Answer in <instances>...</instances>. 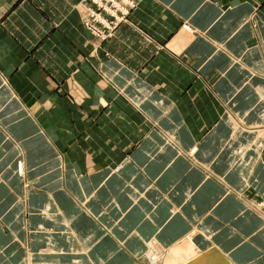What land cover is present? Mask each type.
<instances>
[{"label":"crops","instance_id":"obj_1","mask_svg":"<svg viewBox=\"0 0 264 264\" xmlns=\"http://www.w3.org/2000/svg\"><path fill=\"white\" fill-rule=\"evenodd\" d=\"M82 1L0 0V264H264V0Z\"/></svg>","mask_w":264,"mask_h":264},{"label":"rangeland","instance_id":"obj_2","mask_svg":"<svg viewBox=\"0 0 264 264\" xmlns=\"http://www.w3.org/2000/svg\"><path fill=\"white\" fill-rule=\"evenodd\" d=\"M82 2L86 6V16L84 20L85 27L92 35L98 37L101 41L109 39L121 23L128 21L130 11L132 8H134V3L131 0H127L125 3L122 0H118L117 5L114 4L116 3L114 0H83ZM95 241L96 240H94V242ZM97 245L100 247V252L104 253L102 254L103 257L108 260L113 258L114 254L112 253L114 251H112L111 248H107L108 245L105 242L99 240ZM113 247L114 246H112V248ZM192 253L190 248L186 249V247L180 246H177L171 250L164 249L162 247H152L147 253L148 258L144 259V261H146V264L203 263L199 256ZM185 254L188 256H185ZM115 260L117 261H115L114 264H118L119 259L116 258ZM207 261L208 264H221L218 263L220 262L218 256H210ZM125 264H130V261L125 262Z\"/></svg>","mask_w":264,"mask_h":264},{"label":"built area","instance_id":"obj_3","mask_svg":"<svg viewBox=\"0 0 264 264\" xmlns=\"http://www.w3.org/2000/svg\"><path fill=\"white\" fill-rule=\"evenodd\" d=\"M117 1H118V0H114V2H116V3H114L115 5L118 4ZM122 1H123L124 3L127 2V0H122ZM125 7H126V6H125Z\"/></svg>","mask_w":264,"mask_h":264},{"label":"bare ground","instance_id":"obj_4","mask_svg":"<svg viewBox=\"0 0 264 264\" xmlns=\"http://www.w3.org/2000/svg\"><path fill=\"white\" fill-rule=\"evenodd\" d=\"M217 257V256H216Z\"/></svg>","mask_w":264,"mask_h":264}]
</instances>
